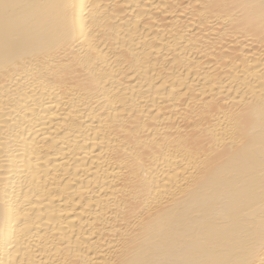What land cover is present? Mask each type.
<instances>
[{"label": "bare ground", "instance_id": "6f19581e", "mask_svg": "<svg viewBox=\"0 0 264 264\" xmlns=\"http://www.w3.org/2000/svg\"><path fill=\"white\" fill-rule=\"evenodd\" d=\"M0 264H264V0H0Z\"/></svg>", "mask_w": 264, "mask_h": 264}]
</instances>
